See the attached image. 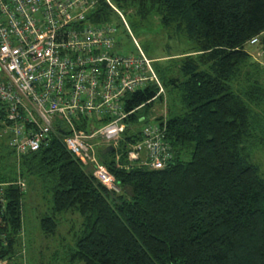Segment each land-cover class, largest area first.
Wrapping results in <instances>:
<instances>
[{"label": "trees", "instance_id": "trees-1", "mask_svg": "<svg viewBox=\"0 0 264 264\" xmlns=\"http://www.w3.org/2000/svg\"><path fill=\"white\" fill-rule=\"evenodd\" d=\"M112 1L129 11L130 27L157 18L174 36L186 37L189 47L150 57L137 46L136 55L141 49L152 60L158 81L127 93L126 110L136 111L119 144L100 152L118 191L97 180L58 131L38 150L20 157L14 151L13 172L0 160V264H21L16 256L25 191L16 181L27 183L28 175L52 196L40 213L44 235L57 233L62 213L82 217L73 262L264 264V179L249 153L264 127V0ZM115 14L106 0H97L89 18L112 24ZM156 99L164 114L153 120L167 118L163 130L171 152L161 169L128 158L151 119L145 109ZM5 119L0 101L1 126ZM116 152L122 153L119 162Z\"/></svg>", "mask_w": 264, "mask_h": 264}, {"label": "built area", "instance_id": "built-area-1", "mask_svg": "<svg viewBox=\"0 0 264 264\" xmlns=\"http://www.w3.org/2000/svg\"><path fill=\"white\" fill-rule=\"evenodd\" d=\"M96 1L0 0V101L9 145L18 157L47 145L58 131L95 178L118 191L116 177L96 153L95 139L118 145L127 117L136 111L126 110L127 93L158 79L141 49L138 55L112 51L115 25L90 22ZM106 1L130 28L121 9ZM257 41L255 37L251 43ZM166 120L151 118L143 126L141 139L129 147V160L165 167L171 158ZM121 154L116 152L117 162ZM16 184L27 189L22 177Z\"/></svg>", "mask_w": 264, "mask_h": 264}, {"label": "rangeland", "instance_id": "rangeland-1", "mask_svg": "<svg viewBox=\"0 0 264 264\" xmlns=\"http://www.w3.org/2000/svg\"><path fill=\"white\" fill-rule=\"evenodd\" d=\"M121 11L125 14L126 20L131 22L129 11L124 9ZM110 23L117 28L114 50L136 53L138 43L148 56L156 57L176 55L189 47L186 37L174 36L173 31L170 33L164 29L157 18L147 21L144 26L131 25L128 28L124 20L115 14ZM145 111L148 117L155 119L160 114H164L163 103L160 99H156ZM100 125L101 123L97 122V126ZM9 139V131L0 125V160L3 161L7 172H13L15 155L13 148L9 145ZM95 141L97 142L96 153L100 156V152L107 143L100 138ZM250 146V161L257 167L259 176L264 179V127L257 132L256 140L250 142ZM26 180L27 189L23 197L24 231L21 244H18L19 251L16 259L21 264H82L70 260L71 250L75 247L81 228L82 217L79 214L71 216V214L62 213L58 217L57 233L53 236L44 235L39 224L40 213L52 205V196L40 188L38 180L33 175H28Z\"/></svg>", "mask_w": 264, "mask_h": 264}, {"label": "water", "instance_id": "water-1", "mask_svg": "<svg viewBox=\"0 0 264 264\" xmlns=\"http://www.w3.org/2000/svg\"><path fill=\"white\" fill-rule=\"evenodd\" d=\"M113 149H114V146L113 145H108V146H106V147L103 148L102 152L104 154H106V153L112 151Z\"/></svg>", "mask_w": 264, "mask_h": 264}, {"label": "crops", "instance_id": "crops-1", "mask_svg": "<svg viewBox=\"0 0 264 264\" xmlns=\"http://www.w3.org/2000/svg\"><path fill=\"white\" fill-rule=\"evenodd\" d=\"M258 48H256V50H257ZM258 52L260 51V49L259 50H257ZM255 56H256V58H258L259 57V55H257V54H254ZM254 56V57H255ZM258 56V57H257Z\"/></svg>", "mask_w": 264, "mask_h": 264}]
</instances>
